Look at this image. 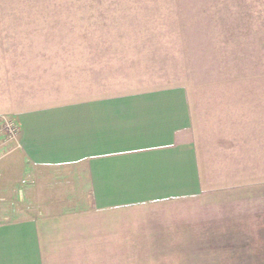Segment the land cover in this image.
I'll use <instances>...</instances> for the list:
<instances>
[{"label": "rangeland", "instance_id": "obj_1", "mask_svg": "<svg viewBox=\"0 0 264 264\" xmlns=\"http://www.w3.org/2000/svg\"><path fill=\"white\" fill-rule=\"evenodd\" d=\"M171 87L202 194L150 213L166 240L140 219L130 264H264V0H0V159L23 112Z\"/></svg>", "mask_w": 264, "mask_h": 264}, {"label": "crops", "instance_id": "obj_2", "mask_svg": "<svg viewBox=\"0 0 264 264\" xmlns=\"http://www.w3.org/2000/svg\"><path fill=\"white\" fill-rule=\"evenodd\" d=\"M16 127L0 159V264H130L140 219L143 241L166 240L150 213L202 194L184 88L30 110Z\"/></svg>", "mask_w": 264, "mask_h": 264}, {"label": "built area", "instance_id": "obj_3", "mask_svg": "<svg viewBox=\"0 0 264 264\" xmlns=\"http://www.w3.org/2000/svg\"><path fill=\"white\" fill-rule=\"evenodd\" d=\"M8 133H9L8 135L11 138H15L18 133L17 127L16 126L12 127L11 125H8Z\"/></svg>", "mask_w": 264, "mask_h": 264}]
</instances>
